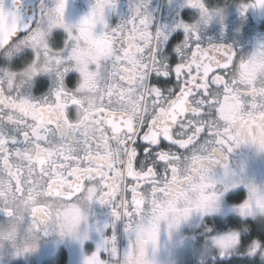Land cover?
<instances>
[{
    "label": "clouds",
    "instance_id": "clouds-1",
    "mask_svg": "<svg viewBox=\"0 0 264 264\" xmlns=\"http://www.w3.org/2000/svg\"><path fill=\"white\" fill-rule=\"evenodd\" d=\"M0 264H264V0H0Z\"/></svg>",
    "mask_w": 264,
    "mask_h": 264
}]
</instances>
